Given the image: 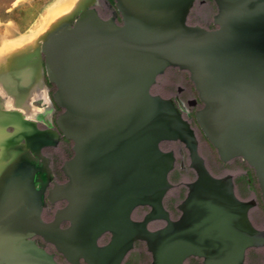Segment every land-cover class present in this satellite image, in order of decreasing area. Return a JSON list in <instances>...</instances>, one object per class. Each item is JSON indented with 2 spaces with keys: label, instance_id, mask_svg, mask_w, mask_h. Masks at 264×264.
<instances>
[{
  "label": "water",
  "instance_id": "95a60500",
  "mask_svg": "<svg viewBox=\"0 0 264 264\" xmlns=\"http://www.w3.org/2000/svg\"><path fill=\"white\" fill-rule=\"evenodd\" d=\"M96 1H83L23 60L37 57L42 82L46 74L56 87L57 129L40 128L18 102L0 105V264H63L46 244L68 264H124L139 241L149 264H245L264 247L249 214L257 202L237 196L232 175L208 169L190 122L153 89L168 68L189 73L201 130L223 162L254 169L264 204V0H214L213 28L189 23L197 0H115L110 17ZM61 136L73 143L64 182L38 161ZM165 142L184 144L197 175L178 219L164 205L176 166ZM140 207L149 211L137 219Z\"/></svg>",
  "mask_w": 264,
  "mask_h": 264
},
{
  "label": "rangeland",
  "instance_id": "374dc122",
  "mask_svg": "<svg viewBox=\"0 0 264 264\" xmlns=\"http://www.w3.org/2000/svg\"><path fill=\"white\" fill-rule=\"evenodd\" d=\"M57 0H0V53L7 47V42L23 35H27L30 32L32 25L37 21L44 11ZM95 7L103 17H110L114 12H117L115 0H97ZM217 13V6L214 0H197L195 7L192 9L189 16L190 24H197L206 28H213L214 15ZM118 20L120 15L117 13ZM42 36V35H41ZM40 36V37H41ZM39 37V42H40ZM45 83L47 85V92L54 93L56 87L51 84L46 74L43 75ZM178 88H183L184 96L189 98L198 97V93L195 89L194 83L190 79V75L187 71L180 70L178 68H168L166 73L158 78V84L154 87L153 92L168 97L171 94L176 93ZM49 90V91H48ZM50 98V95L48 94ZM37 101L33 106H40ZM51 105V103H50ZM196 108L191 109V122L196 128L200 154L206 161L208 169L216 176H224L230 174L233 176L236 194L241 199H254L257 202V206L251 210L250 217L255 226L264 230V204L261 197V191L259 188L258 180L255 175L254 169L248 165L241 158L233 159L229 162H223L215 147L207 139L203 131L201 130L195 117ZM62 109L56 105V111L51 122L55 128L57 125L54 118L57 117ZM189 118V119H190ZM163 148L166 150L173 149L176 151V166L170 174V181L175 185L170 190L165 199L166 207L171 211L173 218H177L180 215L178 205L185 199L188 187L187 183L192 182L196 178V172L190 167L189 152L181 142H165ZM73 143L63 136H61V142L59 146L55 148H46L44 153L52 159V169L54 175L59 181L66 179L62 173L61 165L73 156ZM63 203H58L54 206L49 204L44 210V219H51L55 213V210L59 208ZM149 211L148 207H140L135 212V218L141 219ZM164 225V222L158 221L151 224L152 228H158ZM42 241V239H38ZM109 236L103 238L102 243L107 242ZM46 248L52 252L57 260L63 264H68L64 257L59 254L55 247L46 244ZM152 260L151 254L148 252L146 244L144 242H137L135 248L129 253L124 264H149ZM202 259L190 258L186 264H201ZM245 264H264V247L252 248L247 252V258Z\"/></svg>",
  "mask_w": 264,
  "mask_h": 264
},
{
  "label": "bare ground",
  "instance_id": "6f19581e",
  "mask_svg": "<svg viewBox=\"0 0 264 264\" xmlns=\"http://www.w3.org/2000/svg\"><path fill=\"white\" fill-rule=\"evenodd\" d=\"M85 0H57L50 5L32 25L29 34L7 42L0 53V105L17 108L27 117L38 122L50 123L52 113L47 86L42 82L39 61L36 58L23 62L33 56L40 48L41 35L53 29L61 21L71 18ZM0 25H2L0 20ZM40 37V42H39ZM24 64H28L27 66ZM20 90L19 98L7 93ZM37 101L40 106H33Z\"/></svg>",
  "mask_w": 264,
  "mask_h": 264
},
{
  "label": "flooded vegetation",
  "instance_id": "af4514ba",
  "mask_svg": "<svg viewBox=\"0 0 264 264\" xmlns=\"http://www.w3.org/2000/svg\"><path fill=\"white\" fill-rule=\"evenodd\" d=\"M49 91V90H48ZM184 93H185V91H184V89L183 88H178L177 89V92L176 93H173V94H171V96H168V98H171V99H173L174 100V102H175V104L178 106V108L180 109V111L183 113V115H184V118H186L189 122H190V124H191V127L195 130V133H196V136H197V138H198V135H197V131H196V128L194 127V125L192 124V122H191V109L192 108H196L197 106L199 107V108H201V106H202V103H201V101L199 100V97H195V98H189V97H187V96H184ZM48 94L50 95V100H52V94H50V91L48 92ZM165 97V96H164ZM42 103L43 102H39V105H42ZM198 108V109H199ZM198 109H196L195 110V117H196V111L198 110ZM55 111H56V104H54L53 103V108H52V113H51V115H50V118H49V120H51V118H53V116L55 115ZM194 117V118H195ZM190 118V119H189ZM54 120H55V118H54ZM197 120V119H196ZM52 121V120H51ZM50 121V124L52 125L51 127L53 128V129H57V128H55L54 126H53V124H52V122ZM55 123H56V120H55ZM39 126H40V128H46V127H48L47 125H46V123H44V122H40V124H39ZM60 142H61V138H60ZM60 142L58 143V145L57 146H59V144H60ZM57 146H52L51 148H55V147H57ZM48 148H50V147H48ZM198 148H199V140H198ZM187 149V148H186ZM173 150V149H172ZM188 150V149H187ZM175 151V150H174ZM189 152V151H188ZM199 152H200V150H199ZM175 153H176V151H175ZM43 154H44V156L48 159V161H47V163H44V161L42 160V159H39L38 161H39V163L42 165V166H45V165H47L48 167H49V169H51V172H52V174H53V176H54V180H56V181H58V182H64V181H59L57 178H56V176L54 175V170L51 168L52 167V159L49 157V156H47L44 152H43ZM204 158V157H203ZM63 165V164H62ZM62 165H61V167H62ZM62 171V170H61ZM195 171V170H194ZM63 173V172H62ZM174 187H175V185H174ZM169 194V193H168ZM187 194H188V191H187ZM187 194H186V196H187ZM167 197V196H166ZM186 198V197H185ZM166 199V198H165ZM243 200H246V199H243ZM183 202V201H182ZM181 202V203H182ZM61 203V202H60ZM63 203V205H61L60 207H62V206H64L65 205V202H62ZM180 203V204H181ZM49 205H50V203H48ZM56 204H58V203H56ZM56 204H54V205H56ZM179 204V205H180ZM52 205V204H51ZM50 205V206H51ZM54 205H52V206H54ZM164 205H165V202H164ZM179 205H178V210L180 211V215L182 214V211L179 209ZM59 207V208H60ZM165 208H166V210L169 212V216H171L172 215V213H171V211L166 207V205H165ZM255 208V207H254ZM253 208V209H254ZM58 209V208H57ZM56 209V210H57ZM55 210V211H56ZM251 212V211H250ZM55 214V213H54ZM54 216V215H53ZM180 216L178 215V217L177 218H173V216H171V218L172 219H178ZM251 218V217H250ZM52 219V218H51ZM252 220V219H251ZM259 228V227H258ZM108 236V235H107Z\"/></svg>",
  "mask_w": 264,
  "mask_h": 264
}]
</instances>
